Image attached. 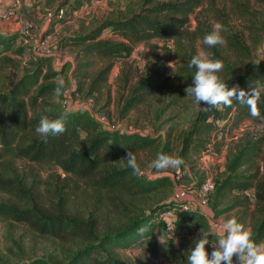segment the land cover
<instances>
[{
    "label": "trees",
    "instance_id": "obj_1",
    "mask_svg": "<svg viewBox=\"0 0 264 264\" xmlns=\"http://www.w3.org/2000/svg\"><path fill=\"white\" fill-rule=\"evenodd\" d=\"M92 1L101 0H64L61 7H68L67 13H75ZM256 1L264 5V0ZM144 4L147 7L144 5L139 13L122 20L105 21L89 34L69 37L61 43L63 47L81 49L78 60L87 63H78L77 72L88 67L91 58L110 62L94 79L89 94L92 96L106 83L112 62L129 57L136 45L153 40H187L183 52H179L182 66L178 67L176 76H167L165 68L156 70L134 89L126 111L149 96L173 90L176 82H181L182 86L192 84L195 73V68L188 67L194 56L195 42V34L189 33V27L191 16L202 1L144 0ZM2 30L5 29L0 28V66L4 67L12 61L3 54L11 51L22 54L24 50L17 48L19 30H7L10 32L7 36ZM106 30H111L123 41L99 40ZM200 31L206 35L205 30ZM52 58L42 56L31 63L30 69L9 91L0 93V193L9 199L0 203V220L5 222L7 231V247L5 253L0 252V264H187V255L182 249L162 245L156 237L159 215L166 209H182L184 205L171 201L148 206L147 213L128 215L122 211L125 201L145 200L173 185L170 178L134 176L127 162L121 161L129 151L135 154L140 166L139 154L155 148L158 138L138 132L111 131L88 109L73 111L57 101L51 102L57 86L50 80L58 76L50 67ZM223 65L228 72L222 82L227 83L229 89L236 86L245 91H251L255 86L262 89L258 108L259 119H264V58L243 65L238 71L227 63L223 62ZM77 76L79 82L73 92L79 93L85 83L83 76ZM206 107L198 113L192 128L183 137L181 153L189 160L193 155L208 152V146L219 151L221 143L214 140L232 133L245 121L258 120L250 115L247 105L236 101L231 107ZM65 114L66 131L63 134L45 140L36 133L41 118L52 120ZM217 122L223 125L220 127ZM259 160L261 165H258ZM20 162L30 166L22 170L18 165ZM34 164L54 165L62 175H51L44 181ZM227 168V177L212 197L216 216L230 208L241 207L244 210L238 222L246 229L251 204L246 195L230 208L218 209L234 192L253 190L257 209L252 213L254 216L250 215L253 221L251 238L257 244L264 243V136L250 135V140L237 150ZM82 185L97 200V205L87 217L78 218L70 215L68 208ZM108 203L114 207L119 222L102 228L97 215ZM190 223L201 224L204 232L211 235L208 220L194 208L182 215L174 234H182L183 228ZM20 226L32 236L57 239L77 247L72 250L67 247L59 255L39 256L38 252H42L39 243L32 241L26 245L25 233L19 236L20 239L14 237ZM141 228L144 229L142 234ZM129 249L140 251L136 263L121 258L119 251Z\"/></svg>",
    "mask_w": 264,
    "mask_h": 264
},
{
    "label": "rangeland",
    "instance_id": "obj_2",
    "mask_svg": "<svg viewBox=\"0 0 264 264\" xmlns=\"http://www.w3.org/2000/svg\"><path fill=\"white\" fill-rule=\"evenodd\" d=\"M201 1L202 4L191 16V27H189V33L195 34L194 56L203 53L210 59H218L227 63L236 71L240 70L243 65L264 58V5L256 0ZM63 2L64 0H0V28L5 29L2 30L3 35L7 36L10 33L7 30H19L21 35L17 48L24 50L22 54L14 51L3 54L4 57H9L12 63L4 67L0 66V93L9 91L25 71L30 69L31 63L40 60L42 56H36L33 47L41 42L45 43L51 47V53L48 56L53 57L50 66L52 72L58 73L57 77L63 81L62 94L59 97L60 105L68 101L69 108L88 109L95 116L106 117L109 123L103 126L111 131L138 132L158 138L155 148L139 154L140 167L144 170V177L149 179L170 178L173 185L148 196L145 200L125 201L122 207L124 213L128 215L147 213L148 206L171 201L186 205L189 209L204 207L212 216L209 240L218 243L219 238L224 234L222 224L233 217L237 221L242 218L243 208L230 207L246 195L251 203L246 230L252 235L253 221L250 215L257 209L253 190L246 193L234 192L230 200L218 210L230 209L218 216H216L212 197L219 184L227 177L229 173L227 166L237 150L250 140V135L264 136V119L243 122L232 133L214 140V142L221 143L219 151H216L213 146H208V152L193 155L189 160L181 153L183 137L192 128L198 113L205 109L203 103L197 104L193 96H187L185 89L192 84L182 86L181 82H176L173 90L166 91L162 95L149 96L144 102L135 104L130 110H125L128 101L134 96V89L156 70L165 68L167 76H176L178 67L182 66L179 52H183L187 40L183 42L153 40L136 45L129 57L112 62L106 83L90 96V87L94 79L110 62L100 58H91L88 62L89 66L77 72L76 65L80 62L87 63V61L78 60L81 49L63 47L61 46L62 40L76 35H87L105 21L125 19L132 14L139 13L144 5V7L147 6L144 0H101L86 4L78 12L67 13L68 7H61ZM11 11H14L16 16L11 22H4L2 16ZM215 23L223 26L224 30L220 34L225 43L209 47L203 43L205 35L200 30H205L207 35L212 32ZM108 39L115 42L123 41L111 30H106L99 38V40ZM227 72L223 66V70L217 73L221 81L227 78ZM77 75L83 76L85 83L79 93L73 92L79 82ZM57 77L50 80V83L57 86ZM50 101L56 102V97H52ZM217 123L220 127L223 125L221 122ZM167 147H169V152H166ZM159 154L180 158L183 163L179 170L169 169L157 172L148 166ZM261 160L258 161V165H261ZM18 165L22 170L30 166L29 163L24 162ZM33 167L44 181L48 180L51 175L55 177L62 175V171L54 165L34 164ZM207 179H211L215 190L207 194L209 204L203 205L200 191ZM79 187L77 195L69 205L68 212L74 217H87L89 212L96 207L97 200L89 194L86 186ZM190 198L194 201H189ZM8 200L0 193V203ZM171 209L176 212V223L178 224L185 212H181L179 207ZM97 216L102 228L119 222L114 207L110 203L105 205ZM16 230L14 237L17 239H20V235L27 234L25 227L20 226ZM202 230L201 224L190 223L183 228L182 234L175 235L165 231L158 222L156 237L162 245L180 248L188 256V251L194 246V242L201 238ZM6 233L5 222L0 220L1 253H5L7 247ZM32 241L37 245L39 243L42 249V252H38L39 256L51 253L59 255L67 247L70 250L77 247L73 243L38 238L28 233L25 237L26 245ZM119 254L126 262L136 263L140 251L120 250ZM233 264H237L235 258Z\"/></svg>",
    "mask_w": 264,
    "mask_h": 264
},
{
    "label": "clouds",
    "instance_id": "obj_3",
    "mask_svg": "<svg viewBox=\"0 0 264 264\" xmlns=\"http://www.w3.org/2000/svg\"><path fill=\"white\" fill-rule=\"evenodd\" d=\"M223 30L220 23L213 24L212 32L205 35L203 43L209 47L223 45L225 40L220 34ZM223 66L221 60L210 59L203 53L193 56L188 67L195 68V73L192 86L185 89L187 96H193L197 104L203 103L207 106L206 108L231 107L233 101H236L241 105H247L250 115L259 119L258 101L261 98L262 89L258 86L253 87L251 91L242 90L239 86L229 89L227 83L222 82L217 75L223 70ZM57 81L54 96L59 102L63 81L60 77H57ZM65 116L66 114L52 120L47 117L41 118L36 133L45 140L49 136L63 134L66 131ZM121 161L127 162L134 176L144 175V170L138 165L137 158L132 152L127 151L126 157ZM182 163L180 158L159 154L148 167L157 172L169 169L179 170ZM222 229L224 234L219 238L218 243H210L208 234L202 230L201 238L197 239L188 251L187 264H233L234 258L237 264H264V243H255L250 232L236 218L227 219L222 224ZM139 231L142 234L144 229L141 228ZM209 244L213 245L210 254L206 249Z\"/></svg>",
    "mask_w": 264,
    "mask_h": 264
},
{
    "label": "built area",
    "instance_id": "obj_4",
    "mask_svg": "<svg viewBox=\"0 0 264 264\" xmlns=\"http://www.w3.org/2000/svg\"><path fill=\"white\" fill-rule=\"evenodd\" d=\"M15 16L16 13L14 11H11L3 15L2 20L4 22H11ZM33 51L36 56H48L51 53V47L41 42L39 45H35L33 47ZM62 106L66 109L72 110V108H69L68 106V101H65ZM94 117L102 125H107L109 123V120L104 116L94 115ZM142 177H144V175ZM214 190H215V185L212 183L211 179H207L200 191V195L203 197V202H202L203 205L209 204V199H207V194L213 192ZM189 210L190 209L188 208V206L184 205V207H182L180 211L187 212ZM176 216L177 215L174 209H166L159 215L158 222L164 227L165 231H167L170 234H174L177 229ZM209 241L210 243H216L213 240H209ZM206 249L210 254L211 251L213 250V245L212 244L207 245Z\"/></svg>",
    "mask_w": 264,
    "mask_h": 264
},
{
    "label": "crops",
    "instance_id": "obj_5",
    "mask_svg": "<svg viewBox=\"0 0 264 264\" xmlns=\"http://www.w3.org/2000/svg\"><path fill=\"white\" fill-rule=\"evenodd\" d=\"M78 109H81V108L74 109L73 111L78 110ZM83 110H85V109H83ZM190 200H192V198H190L189 201ZM192 201H194V200H192ZM191 208H194V209L198 210L199 212H201L205 216V218L208 220V222L211 226L212 216H211V213L206 208H204V207L203 208L202 207H191Z\"/></svg>",
    "mask_w": 264,
    "mask_h": 264
}]
</instances>
